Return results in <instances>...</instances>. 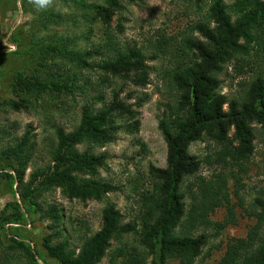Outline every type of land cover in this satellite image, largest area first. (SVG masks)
I'll return each mask as SVG.
<instances>
[{
    "label": "trees",
    "instance_id": "16d2710c",
    "mask_svg": "<svg viewBox=\"0 0 264 264\" xmlns=\"http://www.w3.org/2000/svg\"><path fill=\"white\" fill-rule=\"evenodd\" d=\"M75 3L82 8H94L97 17L104 22L112 18L115 9L123 8L120 0L110 1L108 7L87 4L85 0H75ZM163 37L149 47L131 48L118 39V34L107 29L102 41L93 44L92 53L57 50L63 57L87 68L88 57L95 52L105 57L107 53H103V49L107 48L110 56L103 69L121 78L124 71V79L129 78L144 87L149 83L147 53H167L175 49L174 40ZM178 51L181 53L175 56L174 65L167 73L175 94L159 116V130L168 147L167 166L151 167L153 187L139 194V215L134 223H126L122 211L110 203L103 209L102 228L82 240L76 250L64 236L60 207L43 201L45 193L57 189L67 198L82 201L101 200L112 190L111 184L93 177L102 162V156L97 155L94 148L112 142L119 123L126 124L130 132L138 131L140 121L127 102L115 97L109 105L95 112L87 108L71 130L55 126L51 162L47 167L32 171L28 180L26 172L37 150L31 131L16 137L14 144L0 148V175L11 179L9 192L18 193L20 197L0 211L3 264L12 262L16 255L29 264H43L39 259L46 264L54 261L99 264L107 256L110 264H149L150 254L153 264H157V258L161 264L171 258L194 264L205 244L204 235H196L194 231L210 221L209 215L228 204L224 225L236 222L234 208L230 205L229 183L235 179L243 186L240 173L247 171L246 164L254 154L255 128H264V70L260 68L261 72L247 83L242 95L231 99L220 92L221 76L232 61H242L249 66L258 63L259 67H264V0H237L232 5L224 0H212L206 21L193 25ZM63 73L60 67L54 66L32 77L20 74L17 82L39 102L38 99L53 87L61 90L65 81ZM7 104L14 110L39 106L25 100H10ZM111 117H115L113 121ZM206 138L215 141L219 149L206 154L202 160L190 152V146ZM202 162L211 167L215 165L212 175L200 173ZM19 200L26 202V211ZM259 204V210L253 213L255 224L246 237L234 238L228 243L226 256L232 264H264V199L259 200ZM37 213L49 222L43 246L52 262L16 232L21 224L32 223L31 218ZM136 225L139 228L135 232L140 234L137 245H124V235L131 234ZM112 240L119 241L114 249L110 246Z\"/></svg>",
    "mask_w": 264,
    "mask_h": 264
},
{
    "label": "rangeland",
    "instance_id": "374dc122",
    "mask_svg": "<svg viewBox=\"0 0 264 264\" xmlns=\"http://www.w3.org/2000/svg\"><path fill=\"white\" fill-rule=\"evenodd\" d=\"M110 1L85 0L87 4L107 7ZM211 1L120 0L123 8L119 11L115 9L112 18L104 22L97 17L94 8L79 7L75 0H54L53 5L47 9H39L31 0H0V148L14 144L16 137L31 131L30 137L35 141L37 150L33 162L28 166L26 180L32 171L50 164L54 127L61 125L66 130L73 129L80 122L85 109L95 112L109 105L116 97L127 102L135 111L134 117L140 121L139 129L134 133L129 131L126 124L119 123L120 128L112 142L94 148V152L102 156V162L93 177L113 187L103 199H70L60 189L44 194V202H54L60 207L64 236L76 250H79L82 240L102 228L103 209L110 203L122 211L126 223H134L139 215V194L153 187L151 167L167 166L168 147L159 130V116L175 94L168 82L167 73L174 65L175 56L181 53L178 46L183 38L191 33L193 25L206 21ZM224 1L232 5L237 0ZM106 25L109 27L105 28ZM107 29L118 34V39L131 48L149 47L164 36L171 42L174 40L175 49L167 53H147L149 83L144 87L131 82L129 78L124 79V71H121V78L103 69L107 56H110L107 48L103 49V53H107L106 58L98 52L89 56L90 64L87 68L78 66L57 50L92 53L93 44L102 41L101 37ZM54 66L64 72L65 81L61 90L53 87L38 99L39 102L34 94L27 93L17 82L20 74L32 77ZM260 68L264 70L258 63L249 66L242 61L229 62L221 76L220 92L230 99L242 95L247 83L261 72ZM10 100H25L39 106L14 110L7 104ZM130 122L136 125L134 121ZM254 132V154L246 164L247 171L240 173L243 186L235 179L229 183L230 205L234 208L236 222L224 225L229 212L228 204H223L211 213L210 221L194 231L196 235H204L205 240L194 264H232L226 256L228 243L234 238L246 237L255 224L253 213L259 210V200L264 199V128L257 126ZM218 146L215 141L206 138L194 142L190 152L204 160L206 154L218 150ZM213 167L215 165L211 167L202 162L200 173L210 176L214 172ZM10 180L0 175V211L7 203L20 198L18 193L13 195L9 192ZM14 187L17 189L15 183ZM19 203L26 211V202L19 200ZM31 220L34 221L21 224L16 232L21 233L24 237L21 239L29 242L48 262H52L43 246L49 222L38 213L33 214ZM138 228L139 225H136L131 234L124 235V245H137L140 234L135 231ZM117 245L119 241H111L112 249ZM2 252L0 246V264H3ZM148 262L153 264L151 254ZM155 263L161 264L160 258ZM9 264L29 263L16 255ZM52 264L60 263L54 261ZM99 264H110L108 256ZM164 264L184 263L180 259L171 258Z\"/></svg>",
    "mask_w": 264,
    "mask_h": 264
},
{
    "label": "clouds",
    "instance_id": "9594fccd",
    "mask_svg": "<svg viewBox=\"0 0 264 264\" xmlns=\"http://www.w3.org/2000/svg\"><path fill=\"white\" fill-rule=\"evenodd\" d=\"M31 2L39 9H47L53 5L54 0H31Z\"/></svg>",
    "mask_w": 264,
    "mask_h": 264
}]
</instances>
